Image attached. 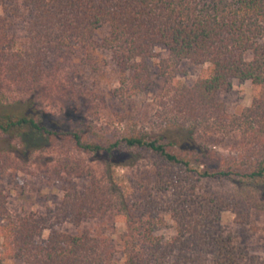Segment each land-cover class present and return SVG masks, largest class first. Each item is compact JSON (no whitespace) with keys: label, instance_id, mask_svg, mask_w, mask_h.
Instances as JSON below:
<instances>
[{"label":"trees","instance_id":"trees-1","mask_svg":"<svg viewBox=\"0 0 264 264\" xmlns=\"http://www.w3.org/2000/svg\"><path fill=\"white\" fill-rule=\"evenodd\" d=\"M0 10L1 86L50 91L51 83H64L76 107L49 111L34 97L7 101L0 89V136L27 156L74 152L101 169L89 177L80 163L55 164L62 198L50 221L11 214L0 186V262L264 264L221 227L229 211L238 225L264 234L253 200L264 190V0H0ZM17 23L25 27L20 39ZM159 45L172 65L187 60L208 72L190 86H171L159 124L111 129L112 118L123 120L119 107L103 105L93 87L112 80L105 96L122 102L143 93L150 85L145 60ZM232 80L250 83V105L238 113L219 99ZM91 100L104 116L84 111ZM16 168L1 150L0 182ZM118 169L133 170L128 187L119 185ZM80 177L89 179L76 185ZM159 214L173 222L172 237L156 234ZM116 218L125 225L118 242ZM65 222L98 229L71 234L59 230Z\"/></svg>","mask_w":264,"mask_h":264},{"label":"rangeland","instance_id":"rangeland-1","mask_svg":"<svg viewBox=\"0 0 264 264\" xmlns=\"http://www.w3.org/2000/svg\"><path fill=\"white\" fill-rule=\"evenodd\" d=\"M24 28V24H18L14 28L17 39H20L22 36ZM97 38H100V35ZM154 52V58L145 60L150 85L138 96L126 99L125 102L114 98L109 99L105 96V93L109 88L113 89L115 83L112 80L108 83L106 78L101 79L93 87V90L105 99L103 105L107 104L119 107L118 110L123 120L119 122L118 119L116 120V117L112 118L111 121L115 122L112 123L113 126H110L111 129L115 128V130L122 132L134 130L137 127L149 129L152 124H159L167 115L166 113H169L167 93L172 88L171 86L178 82L190 86L199 75L208 72V65H199L187 60L181 61L175 66L172 65L169 60L168 51L161 45L156 46ZM101 60L102 65H104L102 70L109 74L113 67L110 55L105 54ZM88 85L89 88L92 87L91 82ZM50 86V91L44 88L31 90L22 85L5 83L2 86L0 84V89L7 101L34 97L43 109L49 111H54L59 106L66 107L68 105L75 107V104L71 101V96L65 97L69 91L64 83L62 84L63 87L59 86L58 83H51ZM55 93L58 94L52 100ZM219 99L224 103L229 113H238L242 108L250 105V83L232 80L230 91L222 93ZM101 107V104L97 106L91 100V104H86L83 109L84 111L94 109L102 117L104 116V112L100 109ZM13 144L0 136V151L5 150L10 152L13 163L17 167V170L12 173V177H9L7 184L4 181L0 182V186L4 188V194L7 196L6 206L11 214L33 212L37 215L47 216L49 221L53 218L62 198V181L53 173L54 166L59 160H67L72 164L80 163L82 169L88 171L89 177L91 175L100 177V167L91 162V159L85 155L71 152L66 156L65 153H55L47 149L27 156L21 154L19 148ZM132 171L131 169L117 170L116 177L119 185L128 187L127 175H131ZM88 179V177H80L74 179V183L76 185L86 184ZM253 200L255 201L259 216L257 223L264 226V190L254 193ZM159 218L161 220L156 229V234L162 235L165 238L172 237L174 235V225L169 216L167 214H159ZM115 221L113 238L118 242L119 235L124 231L125 225L119 218H116ZM221 227L224 234L232 236L233 242L236 245L245 247L249 254L258 256L264 260V234L262 230L255 233L246 226L238 225L234 221V215L229 211L221 214ZM58 228L71 234L83 231L93 233L98 229V225L94 222H85L76 226L73 223L65 222L60 224ZM46 235L47 232H44V236ZM0 264H22V262L3 260Z\"/></svg>","mask_w":264,"mask_h":264}]
</instances>
